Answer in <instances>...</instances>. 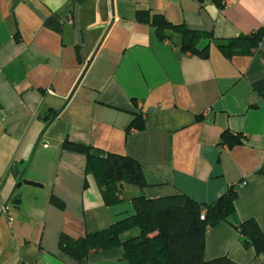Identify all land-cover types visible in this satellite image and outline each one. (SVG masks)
I'll return each instance as SVG.
<instances>
[{"label":"crops","instance_id":"obj_1","mask_svg":"<svg viewBox=\"0 0 264 264\" xmlns=\"http://www.w3.org/2000/svg\"><path fill=\"white\" fill-rule=\"evenodd\" d=\"M138 11L219 40L264 27V0H0V264H127L121 248L76 263L59 237L133 215L136 195L208 204L230 186L235 212L209 229L204 258L264 264L237 228L253 218L264 233V101L252 89L264 78V36L252 55L230 57L203 40L204 58L180 51L178 36L158 39ZM225 131L245 143H220ZM65 139L138 161L147 186L125 183L105 205ZM26 163L23 178L41 186L20 183L7 203Z\"/></svg>","mask_w":264,"mask_h":264},{"label":"trees","instance_id":"obj_2","mask_svg":"<svg viewBox=\"0 0 264 264\" xmlns=\"http://www.w3.org/2000/svg\"><path fill=\"white\" fill-rule=\"evenodd\" d=\"M136 18L153 26L158 39L175 42L173 38L178 36L180 51L204 58L208 54L209 43L200 47L203 40L215 43L222 55L230 57L234 54L252 55L264 36V27H260L249 34L219 40L210 32L172 24L161 13L138 11ZM252 89L264 101V78L253 82ZM251 107H256V104ZM140 115L131 124L139 129L142 128ZM220 143L232 147L245 143V138L242 134L225 131L221 134ZM61 147L84 155L85 173L94 179L105 205L121 201L125 183L140 189L147 186L143 166L129 156L94 151L90 146L67 139ZM236 198L235 186L228 187L208 204L196 202L180 193L156 198L136 195L132 198L133 215L78 239L62 233L58 246L76 263L91 253L121 248L122 258L127 264H230L231 260L225 256L206 260L204 241L213 225L228 221L235 212ZM52 201L59 202L54 197ZM237 228L244 247H252L256 254L264 252V233L253 218L240 222Z\"/></svg>","mask_w":264,"mask_h":264},{"label":"water","instance_id":"obj_3","mask_svg":"<svg viewBox=\"0 0 264 264\" xmlns=\"http://www.w3.org/2000/svg\"><path fill=\"white\" fill-rule=\"evenodd\" d=\"M48 119H50L49 116L43 118L44 121H46V120H48ZM23 173H24L23 170L20 171V172H18V178H17V181H16V183H15V185H14V187H13V190H12L10 196H9V199L7 200V203H8V201L10 200L11 196L13 195L14 191L16 190L17 186H18L20 183H22V184H26V185H31V186H39V187L41 186L39 183H36V182H34V181L27 180V179L23 178ZM13 202H14L15 204H18V203H19V199H14ZM7 203H6V204H7Z\"/></svg>","mask_w":264,"mask_h":264},{"label":"rangeland","instance_id":"obj_4","mask_svg":"<svg viewBox=\"0 0 264 264\" xmlns=\"http://www.w3.org/2000/svg\"><path fill=\"white\" fill-rule=\"evenodd\" d=\"M32 151H34V146H33V148H32V150H31V152H30V154H29V158H28V160H27V163L30 161V158H31V156H32ZM27 163H26V165L23 167V171L25 172V170L27 169ZM26 179V178H25ZM28 180V179H27ZM18 192L16 191V194H17Z\"/></svg>","mask_w":264,"mask_h":264},{"label":"built area","instance_id":"obj_5","mask_svg":"<svg viewBox=\"0 0 264 264\" xmlns=\"http://www.w3.org/2000/svg\"><path fill=\"white\" fill-rule=\"evenodd\" d=\"M2 211H3V212L5 211V206H4V208L2 209ZM201 218H203V215H201Z\"/></svg>","mask_w":264,"mask_h":264}]
</instances>
